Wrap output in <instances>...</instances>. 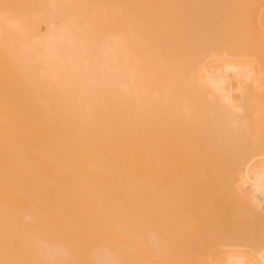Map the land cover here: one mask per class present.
Returning a JSON list of instances; mask_svg holds the SVG:
<instances>
[{
	"label": "bare ground",
	"instance_id": "1",
	"mask_svg": "<svg viewBox=\"0 0 264 264\" xmlns=\"http://www.w3.org/2000/svg\"><path fill=\"white\" fill-rule=\"evenodd\" d=\"M261 1L0 0V264H264Z\"/></svg>",
	"mask_w": 264,
	"mask_h": 264
},
{
	"label": "rangeland",
	"instance_id": "2",
	"mask_svg": "<svg viewBox=\"0 0 264 264\" xmlns=\"http://www.w3.org/2000/svg\"><path fill=\"white\" fill-rule=\"evenodd\" d=\"M261 1V0H260ZM261 2H263L264 3V0L263 1H261ZM205 50H207V49H205Z\"/></svg>",
	"mask_w": 264,
	"mask_h": 264
}]
</instances>
